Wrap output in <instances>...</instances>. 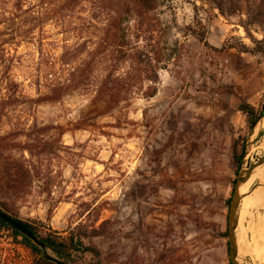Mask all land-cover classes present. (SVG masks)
<instances>
[{
	"label": "rangeland",
	"instance_id": "1",
	"mask_svg": "<svg viewBox=\"0 0 264 264\" xmlns=\"http://www.w3.org/2000/svg\"><path fill=\"white\" fill-rule=\"evenodd\" d=\"M16 1L0 0V45L4 47L0 102L9 95L17 101L4 109L0 105V185L7 181L6 162L13 158L24 162L30 176L17 192H5L0 186V201L21 219L43 223L42 233L53 230L65 235L86 213L82 223L86 227L97 229L107 221V234L86 242L99 249L102 264H230L227 201L237 175L228 156L214 163V171L226 172L227 179L232 174V192L223 200V212L215 201L209 211L199 212L185 193L178 203L181 207L169 215H154L150 208L144 216L137 215L128 209L131 193L122 180L132 171L137 181H143L145 165L138 163L156 165L171 144L169 140L160 148V139L153 135L156 117L163 113L150 108L152 98L162 96L171 103L180 94L196 96L205 79L222 85L231 70L230 50L222 49L225 43L242 42L250 48L253 41L264 43V4L259 0L245 6L239 0H157L156 9L131 24L129 31L149 62L150 81L127 102L101 114L105 103L96 106L90 91H70L59 103L25 99H36L46 83L89 61V51H96L101 41L104 18L113 14L117 2L113 10L103 7L101 0L62 10V0H26L34 5L30 16L15 8ZM198 33L205 34L209 47L199 42ZM234 51V75L248 74L256 92L252 106L264 107V55L238 56ZM63 56L68 61L65 67ZM224 61L226 70L218 76L215 67ZM98 75H104L103 67ZM164 88L171 91L163 94ZM250 134L246 127L239 139L246 145ZM48 144L54 146L53 152L48 147L41 152ZM263 155L264 124L251 147V165ZM129 163H137L136 168L131 170ZM258 183L253 181L249 189ZM139 187L141 194L149 193ZM119 189L126 193L123 200L112 195ZM58 209L60 217L54 221ZM8 236L0 233V264H32L31 251L11 244ZM94 261L86 254L83 264Z\"/></svg>",
	"mask_w": 264,
	"mask_h": 264
},
{
	"label": "trees",
	"instance_id": "2",
	"mask_svg": "<svg viewBox=\"0 0 264 264\" xmlns=\"http://www.w3.org/2000/svg\"><path fill=\"white\" fill-rule=\"evenodd\" d=\"M62 10L76 8L86 1L91 0H62ZM105 8L113 7V14L105 16L103 22L102 35L98 43L96 51H89V61L82 62L78 68L67 70L65 65L67 60L65 56L61 57V63L64 66L62 72L55 80H51L43 87V91H39L36 99H25L35 104L59 103L70 91L83 90L84 92L94 93V104L104 102L105 108L101 114H108L117 108L120 104L127 102L135 91H140L146 81H150L148 77V60L143 57L144 53L141 48L134 45L129 31L131 24L137 20L144 18L145 14L151 13L157 7V0H101ZM26 0H17L14 4L15 8L22 14L32 13L34 7L32 1L26 2L27 9H24ZM113 10V9H112ZM21 15V14H20ZM135 17V19H133ZM197 39L205 46L209 47L204 33H198ZM254 47L250 48L242 42L231 43L227 41L222 48L223 50H236L242 54L264 55V43L253 41ZM4 48L0 45V50ZM221 49V50H222ZM3 50V49H2ZM103 67L104 75L99 76V69ZM53 77V76H52ZM90 83H93L92 85ZM14 102L12 95L0 102L2 109L8 106H13ZM0 106V107H1ZM236 109L246 116L247 127L251 130L259 119L264 115V107L256 109L246 102H238ZM97 110V109H96ZM98 111V110H97ZM48 129V127H46ZM53 152L52 144L44 145L42 151ZM51 147V148H50ZM245 152V141L239 138L234 142L232 149V162L234 163L236 175L238 174L241 161ZM5 165L4 175L7 177L5 184H1V190L10 192V190L23 185L27 177L30 176V171L25 167L22 160L13 158L7 161ZM21 183V184H20ZM235 184V181H234ZM229 206L230 199L227 201ZM0 211L8 214L18 223L26 227L32 232L45 246L46 250L50 251L52 256L66 264H83L86 254L92 255L95 259L90 264H102L101 253L98 248L86 242H90L93 238L104 236L107 234L103 222L99 228L86 227L82 223L74 228H70L65 235L47 230L42 233L43 223L39 221L23 220L18 213L9 207L5 201H0ZM92 228V229H91ZM91 229V231L89 230ZM8 232L13 241L31 251L33 255L32 264H55L45 258L46 250L36 246L27 236L20 233L18 230L0 219V233Z\"/></svg>",
	"mask_w": 264,
	"mask_h": 264
},
{
	"label": "crops",
	"instance_id": "3",
	"mask_svg": "<svg viewBox=\"0 0 264 264\" xmlns=\"http://www.w3.org/2000/svg\"><path fill=\"white\" fill-rule=\"evenodd\" d=\"M250 1L252 0H239L241 6ZM259 1L264 4V0ZM220 16L225 17L221 13ZM216 47L220 48L221 45ZM234 52L230 50L227 53L231 60V70L222 85L205 79L202 89L197 93L193 88L189 90L195 92L196 96L180 94L171 103H165L162 96L152 98L150 108L155 109L154 113L159 110L163 113L156 117L158 126L152 131L153 135L158 137L157 140L160 139V148L165 147V142L169 140L171 144L162 151L161 159L156 165L138 163L145 165V175L141 177L143 181H137L138 177H134L132 171L122 180L131 193L128 209L137 215L144 216L143 211L147 208L154 215H169L174 209L181 207L178 203L185 193L190 195L188 197L191 201H195L193 208L199 212L209 211L213 201L216 202V208L224 211L223 200L229 199L232 192V174L230 172L227 179L226 172L214 171V163H218L221 156L222 159L228 156L229 163L232 162L234 142L247 127L246 116L236 109V105L243 100L255 106L251 100L256 93L255 87L249 84L246 77L248 74L240 72L238 77L234 75ZM166 91L171 90L164 88L163 94ZM136 164L129 163L131 170L136 168ZM139 186H143L145 192L149 190V193L141 194ZM124 193L119 189L112 195L116 200H123ZM60 212L59 209L56 211L54 221L59 219ZM87 214L75 222L72 228L83 223Z\"/></svg>",
	"mask_w": 264,
	"mask_h": 264
},
{
	"label": "water",
	"instance_id": "4",
	"mask_svg": "<svg viewBox=\"0 0 264 264\" xmlns=\"http://www.w3.org/2000/svg\"><path fill=\"white\" fill-rule=\"evenodd\" d=\"M263 124H264V115L251 129V134L247 138L244 156L241 161V165L234 184L233 193L230 199L229 213H228V255H229L230 264H243L244 261H247L249 264H251L248 258H242L239 255L238 230L240 226V211H241V204L243 199L251 195L258 187H260L258 183V185L255 188L249 189L250 184L253 181L257 180L255 178L257 172L264 167V155L263 157L258 159V161L255 164L251 165L250 151L253 142L259 136L263 128ZM244 187H246V190H244ZM0 219L5 221L7 224L12 226L16 230H18L23 235L27 236L31 241H33V243L36 246L46 250L45 246L32 232H30L22 224L15 221L8 214L4 213L3 211H0ZM46 252L47 253L45 255V258L48 261L55 264H66L65 262L58 260L56 257L48 253V250H46Z\"/></svg>",
	"mask_w": 264,
	"mask_h": 264
},
{
	"label": "bare ground",
	"instance_id": "5",
	"mask_svg": "<svg viewBox=\"0 0 264 264\" xmlns=\"http://www.w3.org/2000/svg\"><path fill=\"white\" fill-rule=\"evenodd\" d=\"M255 178L260 187L241 204L238 248L239 255L251 264H264V167Z\"/></svg>",
	"mask_w": 264,
	"mask_h": 264
},
{
	"label": "built area",
	"instance_id": "6",
	"mask_svg": "<svg viewBox=\"0 0 264 264\" xmlns=\"http://www.w3.org/2000/svg\"><path fill=\"white\" fill-rule=\"evenodd\" d=\"M211 60V59H210ZM227 64H228V62L227 61H224L223 63H220L217 67H215V70H216V72L218 73V76L219 75H221V73H222V71H225L226 70V66H227ZM3 233H5L4 231L3 232H1V234H3ZM8 233V232H7ZM9 234V233H8ZM8 238H11V237H9L8 236ZM12 239V238H11ZM11 244H16L14 241H13V239H12V243ZM17 246H20V247H23V246H21V245H18V244H16ZM24 248V247H23ZM25 249V248H24Z\"/></svg>",
	"mask_w": 264,
	"mask_h": 264
}]
</instances>
